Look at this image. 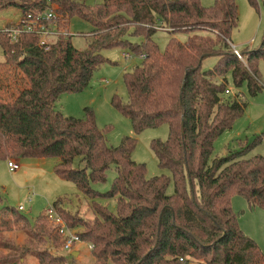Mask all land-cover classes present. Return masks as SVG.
I'll return each instance as SVG.
<instances>
[{
    "label": "trees",
    "instance_id": "1",
    "mask_svg": "<svg viewBox=\"0 0 264 264\" xmlns=\"http://www.w3.org/2000/svg\"><path fill=\"white\" fill-rule=\"evenodd\" d=\"M248 1L257 6L256 0ZM52 2L60 30L75 17L93 30L84 50L74 47L70 35L60 36L45 50L31 33L12 42L7 30L16 24L0 30L5 58L0 63V160H58L55 173L93 201L96 219L91 223L68 210L62 198L52 206L69 227L86 228L77 236L94 245L91 264H264V253L240 228L231 204L239 195L250 207L264 208V156L249 157L263 136L214 158L216 140L246 110L243 93L224 97L227 76L232 75L237 87L246 83L252 95L264 86V37L258 47L240 51L243 59L231 44L239 25L236 0H215L209 7L201 0ZM9 7L21 11V24L29 15H42L49 4L0 0V11ZM160 29L192 35L186 42L172 36L161 51L153 40ZM127 36L143 40L134 43ZM119 47L146 58L124 74L127 102L115 95L112 104L131 120L138 135L168 126V139H154L151 148L159 167L170 170L172 177L148 179L146 165L132 159L137 139L125 136L119 146H111L93 108L86 107L82 118L66 117L57 109L62 95L87 89L96 71L110 62L102 52ZM209 57H217V64L203 71ZM112 166L117 175L111 188L96 190L93 185L105 183ZM172 181L174 193L168 195ZM98 199H114L116 212ZM24 224L31 229L22 228ZM49 225L45 213L32 222L19 210H0V233L20 227L34 240L47 243L38 233L44 232L57 242L59 228ZM0 248L13 253L0 258V264H24L27 255L39 264H76L75 256V263L69 262L53 248L16 247L9 239L0 240Z\"/></svg>",
    "mask_w": 264,
    "mask_h": 264
},
{
    "label": "rangeland",
    "instance_id": "2",
    "mask_svg": "<svg viewBox=\"0 0 264 264\" xmlns=\"http://www.w3.org/2000/svg\"><path fill=\"white\" fill-rule=\"evenodd\" d=\"M88 4L125 2L132 0H86ZM215 0H201L203 6L209 7ZM257 6H252L248 0H236L239 9V25L233 31L231 44L239 51L247 48L258 47L264 37V5L262 0H256ZM21 11L14 7H9L0 11V30L7 25L18 24L21 20ZM69 32L74 47L78 50L86 49L88 45V35L92 32V25L75 17L71 20L70 26L64 28ZM192 33L179 32L170 35L167 30L160 29L153 36V40L164 51L169 39L174 36L181 42H186ZM127 39L134 43H140L143 39L135 36H127ZM131 52L126 48L106 49L102 54L110 60L103 64L94 74L90 86L80 93L64 94L57 103V109L66 117L82 118L84 109L91 107L96 114L97 125L104 130L111 146L120 145L125 136L137 139V146L132 154V159L138 163H144L147 167L146 177L152 178L166 175L172 177L168 169L159 167V161L152 151L151 142L154 139L163 141L168 139L169 128L163 125L155 129H147L141 134H136L132 122L113 104L115 95L119 96L122 103L128 100L127 89L124 83V74L131 71L142 60L133 55V58L126 59L123 54ZM5 61L0 47V63ZM217 57H209L202 63V70L207 71L217 64ZM3 70V69H2ZM260 74L264 85V63L260 62ZM228 89L230 94H225V98H233L239 93H243V100L246 103L244 114L238 118L231 130L226 131L215 142L214 158L226 156L228 153L239 151L247 142H253L256 137L263 136L262 142L250 154V156H264V86L257 95H252L245 83L241 87L234 84L231 74L227 76ZM18 162L21 168L16 172H11L8 161L0 160V210L16 209L23 205L25 210L20 211L32 222L41 214L45 213L49 218V226L53 229L59 228L57 242L53 237L44 232H38L45 237L47 243L32 239L26 232L19 228L12 231L0 233V240L9 239L16 247L26 246L33 250L46 248L54 250L59 255L65 256L69 262H73L74 253H78L76 264H91L94 261V245L82 241L74 242L68 250L65 248L69 236H77L85 227H69L66 220L56 213L51 218L48 210L52 209L58 199L66 200L65 206L74 213L75 216L88 222H94L96 214L90 208L92 200L87 198L79 187L71 181L60 178L54 171V166L58 162L56 158H25L12 159ZM115 167L107 173V180L103 184H95L93 187L101 192H106L111 188L116 177ZM174 193V183L171 182L167 194ZM97 202L109 207L110 211L116 212V201L114 199H98ZM232 207L238 215L240 228L250 238L255 240L264 253V208L250 207L247 200L239 195L233 196ZM78 213V214H77ZM56 216L60 221L56 220ZM23 224V223H22ZM22 228L30 230L29 225H22ZM62 229L64 232L62 233ZM5 238V239H4ZM54 246H58L54 249ZM13 254L7 249L0 248V258ZM73 262V263H75ZM24 264H39V261L31 255L25 257ZM113 264V263H110ZM194 264H204L195 261Z\"/></svg>",
    "mask_w": 264,
    "mask_h": 264
},
{
    "label": "built area",
    "instance_id": "3",
    "mask_svg": "<svg viewBox=\"0 0 264 264\" xmlns=\"http://www.w3.org/2000/svg\"><path fill=\"white\" fill-rule=\"evenodd\" d=\"M49 7L48 9L42 14L37 17H33L32 15H29L21 24L18 23L11 28L7 30L11 41L16 42L20 35L23 33H31L39 38V43L42 47H44L45 50L51 49V47L57 42L58 38L62 35L68 36L69 32L67 30H60L58 28L57 23V17L55 15V4L52 2V0H47ZM233 46V45H232ZM235 50V54L238 56L239 59H243L240 51L237 50L233 46ZM133 53L128 52L124 53L123 56L126 59L133 58ZM141 60H144L146 58L145 54H141L138 56ZM231 92L230 90L226 91V94L229 95ZM8 167L11 172H16L21 168L20 164H18L15 161H9ZM19 211L25 210V207L23 205L19 206ZM49 215L51 218L54 215V210L50 209L48 210ZM56 220L60 221L58 216H56ZM64 232V229H62V233ZM80 239L78 236H69V239L66 242L65 248L70 249L74 242H78Z\"/></svg>",
    "mask_w": 264,
    "mask_h": 264
},
{
    "label": "water",
    "instance_id": "4",
    "mask_svg": "<svg viewBox=\"0 0 264 264\" xmlns=\"http://www.w3.org/2000/svg\"><path fill=\"white\" fill-rule=\"evenodd\" d=\"M73 256H78V253H77V252H76V253H74V254H73Z\"/></svg>",
    "mask_w": 264,
    "mask_h": 264
}]
</instances>
